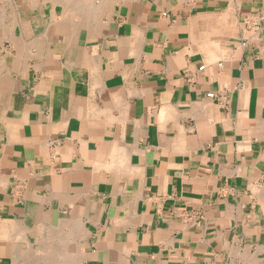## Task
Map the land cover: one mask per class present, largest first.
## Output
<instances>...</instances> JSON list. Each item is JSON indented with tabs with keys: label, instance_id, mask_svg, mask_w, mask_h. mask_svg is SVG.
Wrapping results in <instances>:
<instances>
[{
	"label": "crops",
	"instance_id": "0c3cea01",
	"mask_svg": "<svg viewBox=\"0 0 264 264\" xmlns=\"http://www.w3.org/2000/svg\"><path fill=\"white\" fill-rule=\"evenodd\" d=\"M0 264H264V0H0Z\"/></svg>",
	"mask_w": 264,
	"mask_h": 264
},
{
	"label": "bare ground",
	"instance_id": "6f19581e",
	"mask_svg": "<svg viewBox=\"0 0 264 264\" xmlns=\"http://www.w3.org/2000/svg\"><path fill=\"white\" fill-rule=\"evenodd\" d=\"M108 1V0H107ZM72 3V2H71ZM72 5H75V4H72ZM76 6V5H75ZM88 14V13H87ZM89 19V18H88Z\"/></svg>",
	"mask_w": 264,
	"mask_h": 264
},
{
	"label": "built area",
	"instance_id": "2783aa9c",
	"mask_svg": "<svg viewBox=\"0 0 264 264\" xmlns=\"http://www.w3.org/2000/svg\"><path fill=\"white\" fill-rule=\"evenodd\" d=\"M202 68V67H201Z\"/></svg>",
	"mask_w": 264,
	"mask_h": 264
}]
</instances>
